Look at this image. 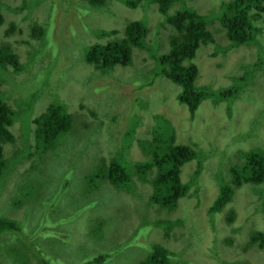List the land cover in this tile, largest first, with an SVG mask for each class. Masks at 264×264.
<instances>
[{
  "label": "rangeland",
  "instance_id": "obj_1",
  "mask_svg": "<svg viewBox=\"0 0 264 264\" xmlns=\"http://www.w3.org/2000/svg\"><path fill=\"white\" fill-rule=\"evenodd\" d=\"M23 1L2 0V4L5 3L7 7L3 8L5 23L0 26V43H10L18 53L21 63H26L28 57H31L33 67H29L30 71L20 74L21 79H26L25 83L19 84L20 89L29 91L33 88V92L37 93L39 85L36 76L41 73L49 82L53 81L64 87L62 96L72 91L71 99L64 102L74 114L88 116L92 115L90 112L97 111L95 113L99 117H94V120H104L105 124L99 130L93 128L95 131L91 130V135L87 138H84V133L83 138L80 136L72 141L68 147L72 149L71 155L67 151L47 155L43 165L40 160L37 170L35 162H38V156L34 155L31 159L23 160L17 167L15 165L14 169H6L4 178L7 187L15 188V193H11L9 189L0 192V212L3 211L7 213V217L16 219L26 234V237L20 236L18 232L6 234L7 245L10 244L12 248L19 250V256L11 257L13 263L40 264L34 256L33 247L40 260L42 257L50 264H82L98 255H114L104 264H140L150 250L139 246H123L137 234L146 241L160 243L166 247L173 253L172 261L175 264H189L190 261L197 264H220L222 259L264 264V245L251 249L243 247L248 246L249 233L246 231L249 228L264 232L263 199L254 189L261 188L264 184H247L235 188L231 203L220 213H210V207L219 194L218 182L214 178L218 161L223 159L229 166H243V153L254 148L264 150V71H258L255 83L244 88L238 78H230L239 71L241 64L259 59L261 54L256 45L236 46L226 54H219L212 44H208L202 45L196 52L194 63L199 68L197 87L207 85L201 89L208 92L211 89L219 92L233 85L243 88L237 99L232 102L206 97L195 117L191 118L187 105L178 100L180 88L166 77H160L147 89V92H153L149 94L151 104L149 103L146 109H140L143 108L140 103L128 104L126 95L132 91L143 94L144 90L140 89L145 87L142 84L155 78L152 72L155 62L147 50L135 49L131 64L127 67L117 66L107 75L100 74L93 65L88 64L85 55L89 46L98 41L97 35L91 33L92 28L107 31L116 29L119 32L117 36H122L126 24L132 20L148 21V44L159 43L161 46H158V53L166 52L174 29L164 21L156 3L146 5L143 0L136 8H131L118 0H107L100 8H92L90 3L93 0H60V8L64 13L60 18L63 23L55 25L54 33L60 54L55 57V61L50 62V45L44 43V39L34 37L30 26L32 22H38L41 26L46 28L47 24L48 27V10L51 6L55 8L56 0L54 3L52 0H39V3H36L37 0H27L34 3L30 7L26 4L28 8L20 10L19 6ZM223 1L230 0H189L188 6L203 13L207 16L206 19L216 21L220 14L217 11ZM88 7L91 11L88 10L76 18L71 16L69 19L67 11L74 10L79 13L81 8ZM177 7L169 9V12H173ZM15 8L17 9L14 10ZM209 10L210 13L207 14ZM11 22L17 25L13 33L9 32ZM257 25L262 28L258 38L264 45V24L259 20L256 21ZM213 27L219 29L218 34L214 35L215 40L222 46H227L229 40L225 29L218 22H215ZM110 39L111 37L98 42H107ZM53 49L54 52L57 51L56 44ZM249 71L252 72L251 69ZM108 76L112 77L110 86L123 85L131 89L107 91L98 81ZM28 80L32 81L27 83ZM10 84L14 85V82ZM1 89L10 92L12 87L3 84ZM54 93L49 83L47 89L41 91L37 110L44 111L46 102L52 99ZM119 96L124 98L118 107L116 98ZM247 96L251 98L248 99ZM13 99H8V103L15 106ZM111 104L115 109L108 108ZM129 106L135 111L139 109L138 114L142 119L135 128V139L126 149V157H121L115 153L125 132L122 127H114V124L109 123L110 111L120 113ZM157 114L162 123L156 121ZM165 120L174 128L177 143L194 146L200 154L198 159L182 166V180H189L200 161L202 163L198 181L192 186V189L198 188L197 194L182 199L179 207L174 210L176 212L169 216L181 220L169 236H166L161 228L149 227V224L166 217V214L150 202L152 185L139 182L134 177L137 176L134 171L132 190L124 189L126 184L118 186L103 181L101 189L90 191L88 185L92 181L85 183V180H82L79 185L71 178L70 173L62 178L77 162L90 165L93 169L101 163L108 164L112 159H117L125 166L130 164L127 158L131 161L146 160L148 156L139 140L152 139L153 131L159 125L167 128ZM130 124H135L134 119ZM19 127L17 122L14 126L17 134ZM17 148L18 145L5 146L6 157L14 158V150ZM215 149L217 154L213 152ZM30 179L33 180L32 187ZM20 184L24 188L22 193L17 192V186ZM86 184L88 195H84ZM62 185L67 187L64 196L61 193ZM114 188L117 191H114ZM20 196L24 205L13 207L14 199ZM93 200L95 203L87 206ZM231 210L236 212V217L235 222L229 223L227 218ZM97 212L108 216L109 229L94 226ZM100 221L98 220V224ZM239 225H246L244 233L235 231ZM143 227L149 229L141 231ZM139 231L148 233L143 237ZM260 243H263V239ZM11 260L0 258V264H13Z\"/></svg>",
  "mask_w": 264,
  "mask_h": 264
},
{
  "label": "trees",
  "instance_id": "obj_2",
  "mask_svg": "<svg viewBox=\"0 0 264 264\" xmlns=\"http://www.w3.org/2000/svg\"><path fill=\"white\" fill-rule=\"evenodd\" d=\"M54 3V0H52ZM120 3L127 7L136 8L143 0H118ZM189 0H145V4L149 5L151 2L158 4L159 12L164 16V21L169 23L174 29V32L169 38V49L164 53H158L159 43L148 44L147 38L149 33V27L145 20H132L129 21L122 33L119 34L118 30H99L96 28L91 29V33L97 35L98 41L110 38L107 42L95 41L89 46L85 60L88 64L93 65L100 74L107 75L115 67H126L132 63L133 52L135 49L147 50L149 56L154 60L155 67L152 68L155 78L148 83L142 84L145 88L143 94L141 93H128L126 95L128 104L140 103L143 108L146 109L152 99H149L150 93L147 92L148 88L154 85V82L160 77H166L173 84L180 88L178 94V100L182 104H186L189 114L194 117L199 105L207 98L214 97L216 99L227 100L232 102L237 99L238 93L244 88L255 83L256 73L260 70L264 71V50L263 43L258 38L262 33V28L256 26V21H261L264 24V0H230L220 3L219 17L216 21L206 19L203 13H199L193 7L188 6ZM107 0H93L90 3L92 8H100ZM34 1L24 0L19 9L28 8L26 4L31 6ZM39 3V0L36 1ZM178 6L171 14L168 10L173 6ZM7 7L5 3L2 4L0 0V26L5 23V17L3 14V8ZM15 8L14 10H16ZM146 9V8H145ZM91 11L88 8H81L79 13L74 10L67 11L69 19L71 16L74 18L81 16L86 11ZM49 16L47 19L48 27L41 26L38 22H32V35L39 39H44V43H48L49 50L51 52L50 62L55 61V57L60 54L57 40L54 39L55 25L62 24L60 16L63 11L60 8V0H56L55 8L48 10ZM72 12V13H71ZM210 13V10L207 14ZM50 16L52 22L50 23ZM256 16V17H255ZM215 22L221 24L225 29L229 44L222 46L218 43L214 35L218 34L219 29L212 26ZM211 25V27H210ZM17 25L15 22H11L9 25V32L16 31ZM212 32H211V31ZM114 37V38H113ZM54 44H56L57 51L54 52ZM212 44L217 53L226 54L230 49L236 46L256 45L259 54V59L241 64L239 71L232 74L230 78H238L241 87L237 85L231 86L229 89H225L217 92H208L206 89H201L207 85H200L197 87L196 82L199 77V68L194 59L196 58V52L202 45ZM32 61L31 57H28L26 63H21L20 58L16 50L10 43H0V192H4L5 189H9L11 193H15L14 189L7 187L4 175L6 169L13 168L20 164L26 158H33L34 155L38 156V162H35L37 170L38 163L41 160L43 165L44 159L47 155H56L62 151L69 152L71 155V148H68L72 141L83 138L84 133L87 138L91 135L93 128H101L105 124L104 120L98 118L97 111L90 112L92 115L83 116L82 114H74L69 106L64 102L71 99V90L62 96V87L60 84H56L53 81L49 82V79L39 73L36 76L37 83L39 85L38 92L34 93V90L22 91L19 84L25 83L26 79L20 78L22 72L30 71ZM50 65V64H49ZM30 67V68H29ZM252 70L250 72L249 70ZM255 73V74H253ZM112 80L111 76L100 79L99 85L106 89L122 90L128 87L123 85L110 86L109 82ZM32 80H28L27 83ZM237 80V83H239ZM14 82V85L10 83ZM34 82V80H33ZM51 84V88L54 90L52 99L46 102V106L43 110H37L38 100L41 99V91H45ZM4 85L11 86L10 92L2 90ZM131 87V86H130ZM131 88H128V90ZM146 90V91H145ZM77 91V90H73ZM223 94H219V93ZM115 91H113V94ZM76 94V93H75ZM73 96V93H71ZM207 97V98H206ZM248 99L249 96H247ZM14 98V99H13ZM124 96L117 97L119 102L118 107L121 105ZM8 99H13L15 106L8 103ZM228 99H231L228 100ZM219 100V101H221ZM151 104V103H150ZM108 108L115 109L113 104ZM139 110V109H138ZM138 110L131 106L124 108L120 113H114L110 111L111 121L110 124H114V127H122L124 130L123 137L120 139V144L117 147L115 155L126 157V149L135 139V128L138 121L142 119V116L138 114ZM230 110V109H229ZM96 112V113H95ZM159 114L155 115L156 121L162 123L158 119ZM134 119V125H131V120ZM95 122H94V121ZM19 123V133L14 131V126ZM167 128H163L161 131L155 130L154 137L150 140L140 139V144L144 153L148 156L143 161H131L127 158L130 164L123 165L117 159H112L108 164H99L93 169L90 165L77 162L75 166L70 168L62 178L70 173L76 183L80 185L82 180L92 181L88 185L91 190L101 189V183L107 181L115 185L126 184L124 189L132 190L133 186L132 171L137 174L134 176L139 182L150 183L153 187V192L150 196V202L156 204L161 211L166 214V217L160 218L149 224L151 228H161L164 230L165 235L173 231L180 223V219L169 218L172 213L176 212L179 207L180 201L189 195L197 194L198 188L192 189L193 184H196L202 171V164L198 166L196 171L191 175V178L187 181L182 180L181 171L182 166L194 159L197 156L196 150L189 145L179 144L176 142V133L173 127H171L165 120ZM34 126V128L32 127ZM111 129V127H110ZM92 130V131H91ZM120 132V131H119ZM97 133V132H96ZM83 136V137H82ZM73 137V139H71ZM18 145L19 148L14 150V158L6 157L5 146ZM217 154V150H213ZM12 155V154H9ZM243 166L234 165L229 166L227 161L221 159L218 161V169L214 173V178L218 182V196H216L214 202L210 207V213L222 212L232 201L235 188H240L243 185L250 184L252 186H260L264 184V150L262 148H254L251 151L243 153ZM13 161V162H12ZM213 170L214 167H212ZM214 172V171H213ZM97 180L99 183H96ZM32 187L33 180L30 179ZM22 184L17 186V192L22 193L24 188ZM112 185V184H111ZM62 196L67 189L66 185L61 186ZM259 195L262 197V203L264 207V185L261 188H255ZM120 190V189H119ZM114 191H117L114 188ZM126 191V190H125ZM123 191V192H125ZM135 191V188L133 192ZM1 195V194H0ZM84 195H88L87 184L85 186ZM15 198V197H14ZM95 203L93 200L87 206H91ZM24 203L22 197L14 199L13 207H21ZM97 205V204H96ZM228 222H235L236 212L234 210L229 211ZM98 220H101L98 224ZM94 226L97 228L109 229L108 225L110 221L107 215H102L97 212L94 219ZM247 225V224H246ZM246 225H239L235 231L244 233ZM149 228H142L141 231H147ZM140 232L141 236L146 237L148 232ZM9 232H18L20 236L26 237L23 227L14 218L7 217V213L0 212V258L11 260V257L16 258L19 256L18 250L12 248L11 245H7L6 234ZM248 234V246L243 245L245 249L254 246L262 247L264 245V232L254 231L249 228L246 231ZM101 235V234H100ZM263 239V243L260 241ZM24 241V240H23ZM26 242V241H24ZM260 243V244H259ZM139 246L141 248L150 250L148 256L140 264H175L172 261L174 257L166 247L160 243H153L146 241L139 235L131 237L123 246ZM114 253V252H113ZM114 255H98L96 258L89 259L82 264H104L106 260L113 258ZM13 263V261L11 260ZM41 264H50L45 259L40 260ZM114 263V262H113ZM14 264V263H13ZM189 264H197L194 261H190ZM218 264V263H217ZM220 264H251L249 261L244 260H229L222 259Z\"/></svg>",
  "mask_w": 264,
  "mask_h": 264
},
{
  "label": "clouds",
  "instance_id": "obj_3",
  "mask_svg": "<svg viewBox=\"0 0 264 264\" xmlns=\"http://www.w3.org/2000/svg\"><path fill=\"white\" fill-rule=\"evenodd\" d=\"M157 4V3H156ZM157 6H158V4H157ZM177 6V5H176ZM159 7V6H158ZM174 7V6H173ZM172 7V8H173ZM178 8V7H177ZM175 10V9H174ZM173 10V11H174ZM159 11V10H158ZM169 11V10H168ZM171 14L173 13V12H170ZM169 24V23H168ZM127 25V24H126ZM124 32V31H123ZM127 67V66H126ZM195 117V116H194ZM194 117H191V118H194ZM155 124H156V121H155ZM163 129V127L162 126H160L159 125V127H157L155 130H157V131H161ZM155 130L153 131V137H154V132H155ZM192 149L194 148V146H190ZM195 149V148H194ZM196 150V149H195ZM196 153H197V156L194 158V159H198L199 158V156H200V154H199V152L196 150ZM194 159H192V160H194ZM191 160V161H192ZM191 161H189V162H191ZM188 163V162H187ZM187 163H185V164H187ZM184 164V165H185ZM200 164H202L201 163V161H200V163H199V165ZM16 250H18V249H16ZM32 251H33V253H34V256L37 258V260H38V262L41 264V262H40V257H39V255L37 254V252L34 250V248L32 247ZM18 252H19V250H18Z\"/></svg>",
  "mask_w": 264,
  "mask_h": 264
},
{
  "label": "flooded vegetation",
  "instance_id": "obj_4",
  "mask_svg": "<svg viewBox=\"0 0 264 264\" xmlns=\"http://www.w3.org/2000/svg\"><path fill=\"white\" fill-rule=\"evenodd\" d=\"M147 23H148V21H147ZM147 25H148V24H147ZM203 102H204V101H202V103H203ZM202 103L199 105L198 109L196 110L195 115H196L197 111H199V108H200V106L202 105Z\"/></svg>",
  "mask_w": 264,
  "mask_h": 264
},
{
  "label": "bare ground",
  "instance_id": "obj_5",
  "mask_svg": "<svg viewBox=\"0 0 264 264\" xmlns=\"http://www.w3.org/2000/svg\"><path fill=\"white\" fill-rule=\"evenodd\" d=\"M256 17V16H255Z\"/></svg>",
  "mask_w": 264,
  "mask_h": 264
}]
</instances>
